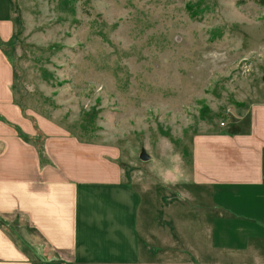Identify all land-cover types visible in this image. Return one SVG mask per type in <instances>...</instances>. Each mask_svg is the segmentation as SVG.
<instances>
[{"label":"rangeland","instance_id":"rangeland-1","mask_svg":"<svg viewBox=\"0 0 264 264\" xmlns=\"http://www.w3.org/2000/svg\"><path fill=\"white\" fill-rule=\"evenodd\" d=\"M10 5L15 34L0 49L18 104L85 144L116 149L143 198L142 247L162 236L183 244L179 256L189 258L185 244L203 246L209 222L225 212L207 187L164 175L187 162L195 136L232 127L245 103L264 101V0ZM149 247L154 258L165 256Z\"/></svg>","mask_w":264,"mask_h":264},{"label":"crops","instance_id":"crops-1","mask_svg":"<svg viewBox=\"0 0 264 264\" xmlns=\"http://www.w3.org/2000/svg\"><path fill=\"white\" fill-rule=\"evenodd\" d=\"M10 2L0 0L3 43L16 29ZM241 108L232 127L195 136L186 164L164 175L207 187L225 212L182 258L183 244L162 236L142 247L143 198L117 150L23 110L0 49V264H264V101ZM153 244L165 256L154 258Z\"/></svg>","mask_w":264,"mask_h":264},{"label":"water","instance_id":"water-1","mask_svg":"<svg viewBox=\"0 0 264 264\" xmlns=\"http://www.w3.org/2000/svg\"><path fill=\"white\" fill-rule=\"evenodd\" d=\"M140 159L142 162H148L150 160V156L145 151H143L141 153Z\"/></svg>","mask_w":264,"mask_h":264},{"label":"built area","instance_id":"built-area-1","mask_svg":"<svg viewBox=\"0 0 264 264\" xmlns=\"http://www.w3.org/2000/svg\"><path fill=\"white\" fill-rule=\"evenodd\" d=\"M224 124H222V126H223Z\"/></svg>","mask_w":264,"mask_h":264}]
</instances>
